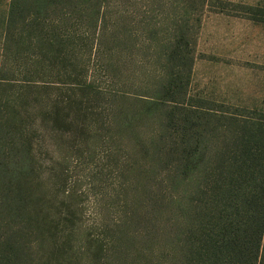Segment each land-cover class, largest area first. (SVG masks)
<instances>
[{
	"label": "trees",
	"instance_id": "1",
	"mask_svg": "<svg viewBox=\"0 0 264 264\" xmlns=\"http://www.w3.org/2000/svg\"><path fill=\"white\" fill-rule=\"evenodd\" d=\"M111 1L137 0H9L5 37L34 47L38 68L74 85L70 94L54 96L43 126L60 134L73 130L95 146L106 114V138L118 151L131 142L128 148L147 156L148 167L131 168L136 183L116 190L123 205L115 223L99 224L96 238L76 231V207L57 200L64 179L40 170L41 142L28 112L30 97L22 92L29 86L10 90L0 81V264H264V113L189 103L193 55L185 16L193 2L201 8L206 0H141L156 8L171 3L169 11H182L183 19L172 36L155 43L159 51L140 53V62L148 56L152 68L132 75V94L125 93L131 85L108 90L80 77L95 50L114 82L120 68L112 49L136 45L135 36L119 34L123 26L105 31V21L97 25ZM127 95L134 106L124 103ZM104 101L106 112H97L94 103ZM160 170L163 189L149 180Z\"/></svg>",
	"mask_w": 264,
	"mask_h": 264
},
{
	"label": "rangeland",
	"instance_id": "2",
	"mask_svg": "<svg viewBox=\"0 0 264 264\" xmlns=\"http://www.w3.org/2000/svg\"><path fill=\"white\" fill-rule=\"evenodd\" d=\"M109 3L108 8L100 10L105 20H98L97 25L102 28L105 21V31L123 26L125 30L119 34L135 36L136 45L127 51L118 46L112 49L113 61L120 68L119 77L114 82L110 81L96 59L95 50L86 61V72L80 77L91 82L95 78L93 83L103 89L131 85L125 88L130 89L137 86L132 80L134 73L143 67L146 70L152 68V59H148V56L160 50L155 43H162L175 33L183 19L182 11L173 15V11L167 8L168 5L173 6L171 3H164L161 8L141 0ZM8 5L9 0H0V81L13 90L29 86L22 88V92L30 97L28 112L33 120L32 128L36 129L35 138L41 142L37 159L41 164L40 170L43 174L59 175L64 179V184L56 187L59 194L57 200L67 199V202L73 203L77 209L76 231L89 232L91 238H96L95 230L99 224L109 222L111 226L121 215L123 203L116 197V190L120 186H127V182L136 183L138 174L132 173L131 168L143 171L149 161L147 156L137 151L131 152L132 145L128 148L130 140L126 151L123 150L125 147H121L120 151L116 149L117 142L106 138L110 134L106 114L100 118L103 122L98 130L101 137L95 146L88 136V139L82 140L73 130L60 134V131H51L43 126L42 113L49 108L54 96L66 92L70 94L74 85L60 76L50 78L45 74L46 67L38 68L32 51L34 47L25 49L27 46L21 47L6 39L4 25ZM190 11V18L185 16L190 24L187 48L193 55L187 86L189 103L204 102L209 108L237 114L253 109L264 113V0H206L201 8H198V2H193ZM11 32L15 36L18 34L17 30ZM78 53L83 52L80 50ZM140 53L148 55L141 62L138 57ZM34 69L41 70L36 74ZM131 89L125 93L132 94ZM76 94L74 96H78ZM109 94L107 92V98ZM126 97L131 99H125L124 103L134 106L131 104L134 98L130 95ZM106 102H95L94 109L105 113ZM144 128L147 130L146 125ZM126 164L130 166L126 168ZM161 171L149 179L150 184L156 183L157 189L159 185L163 186L161 189L164 188L161 183L164 173ZM171 193L175 192L156 190L155 194L168 197ZM100 264L107 262L104 259Z\"/></svg>",
	"mask_w": 264,
	"mask_h": 264
}]
</instances>
